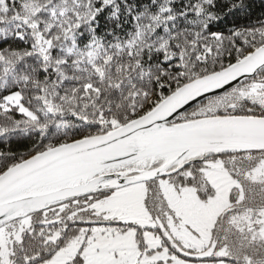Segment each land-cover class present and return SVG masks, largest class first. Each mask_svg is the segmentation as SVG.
Wrapping results in <instances>:
<instances>
[{"label": "snow or ice", "instance_id": "6c2138e0", "mask_svg": "<svg viewBox=\"0 0 264 264\" xmlns=\"http://www.w3.org/2000/svg\"><path fill=\"white\" fill-rule=\"evenodd\" d=\"M0 264H264V0H0Z\"/></svg>", "mask_w": 264, "mask_h": 264}]
</instances>
